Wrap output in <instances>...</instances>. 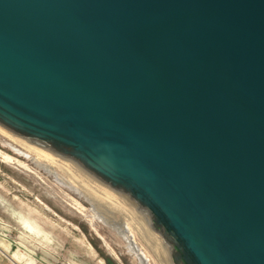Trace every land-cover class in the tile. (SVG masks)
<instances>
[{
  "label": "water",
  "instance_id": "obj_1",
  "mask_svg": "<svg viewBox=\"0 0 264 264\" xmlns=\"http://www.w3.org/2000/svg\"><path fill=\"white\" fill-rule=\"evenodd\" d=\"M0 127L173 264H264V0H0Z\"/></svg>",
  "mask_w": 264,
  "mask_h": 264
},
{
  "label": "rangeland",
  "instance_id": "obj_2",
  "mask_svg": "<svg viewBox=\"0 0 264 264\" xmlns=\"http://www.w3.org/2000/svg\"><path fill=\"white\" fill-rule=\"evenodd\" d=\"M2 132L0 127V264L7 258L15 264H146L107 216L127 221L147 264H173L126 199L106 189L118 204L103 199L93 180L58 160L37 159Z\"/></svg>",
  "mask_w": 264,
  "mask_h": 264
},
{
  "label": "bare ground",
  "instance_id": "obj_3",
  "mask_svg": "<svg viewBox=\"0 0 264 264\" xmlns=\"http://www.w3.org/2000/svg\"><path fill=\"white\" fill-rule=\"evenodd\" d=\"M3 129V128H2ZM4 131H5V129H4ZM7 132L8 131H6V133L5 132H2L4 135H6L7 137H9L11 140H13L14 142H16V143H18L23 149H26L28 152H31V153H33L34 154V156L38 159V158H45V159H47L46 161H54V162H56L55 160L56 159H54L53 157H51V156H49L48 154H46V153H44V152H42L41 150H39V149H37V148H35L34 146H32V145H30L29 143H28V145H27V142H26V144H25V141H24V143L23 142H21V141H19V140H17V139H15V138H13V134L12 133H10V132H8V134H7ZM9 133H10V135H9ZM11 134H12V136H11ZM14 137H15V135H14ZM16 138H17V136H16ZM18 139H20V138H18ZM20 140H22V139H20ZM41 159V160H42ZM44 160V159H43ZM60 162V161H59ZM50 163V162H49ZM58 163V162H57ZM63 164V163H62ZM44 166H45V163L43 164ZM48 165V164H47ZM46 165V166H47ZM50 165H52V164H50ZM55 165H56V163H55ZM67 169H69L70 171H73L74 169H72V168H70V167H68L67 165H65V164H63ZM62 165V166H63ZM53 166V165H52ZM48 167V166H47ZM68 170V171H69ZM75 171V170H74ZM74 174H76L77 172H73ZM76 175H78L79 176V173H77ZM76 177V176H75ZM87 182V181H86ZM95 184V185H94ZM94 184L92 185L97 191H99V194H102V196L104 197L103 199H105V198H107V199H111V200H113L115 203H117L118 204V201L116 200V198L115 197H113L112 195H110L112 192L110 191V190H108L107 188H105V187H103V186H101V185H99V184H97V183H95L94 182ZM70 185H72V184H70ZM97 185V186H96ZM100 188H99V187ZM106 189V190H108L109 192H111L110 194L108 193V191L106 192V190L104 191V190H102V189ZM88 189V188H87ZM93 189V188H92ZM101 190V191H100ZM94 197H95V195H94ZM106 201H108V200H106ZM120 208V207H119ZM134 210V209H133ZM127 211V210H126ZM104 217V216H103ZM108 217V216H107ZM107 217H104L105 218V221L106 222H108V224H111L116 230H117V232L126 240V242H127V244H128V247L130 248V251L132 252V253H134L135 255H137L138 257H139V259H141V261L143 262V263H148V260H147V257H146V255H145V253H144V251L142 250V248H140L137 244H136V241H135V239H134V235H133V232H132V229H131V227L129 226V224L127 223V221H125V220H120V221H116V220H112V218L111 217H109V218H107ZM130 219V218H129ZM131 223V222H130ZM132 225V224H131ZM138 225V224H137Z\"/></svg>",
  "mask_w": 264,
  "mask_h": 264
},
{
  "label": "crops",
  "instance_id": "obj_4",
  "mask_svg": "<svg viewBox=\"0 0 264 264\" xmlns=\"http://www.w3.org/2000/svg\"><path fill=\"white\" fill-rule=\"evenodd\" d=\"M5 255V254H4ZM5 257L7 258V256L5 255ZM8 261H5L3 262L2 264H15L13 263L12 261H10L8 258H7Z\"/></svg>",
  "mask_w": 264,
  "mask_h": 264
}]
</instances>
